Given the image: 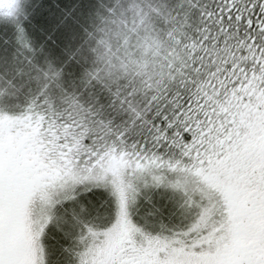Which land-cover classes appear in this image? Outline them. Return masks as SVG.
Wrapping results in <instances>:
<instances>
[{"label":"snow or ice","instance_id":"1","mask_svg":"<svg viewBox=\"0 0 264 264\" xmlns=\"http://www.w3.org/2000/svg\"><path fill=\"white\" fill-rule=\"evenodd\" d=\"M0 264H264V0H0Z\"/></svg>","mask_w":264,"mask_h":264}]
</instances>
